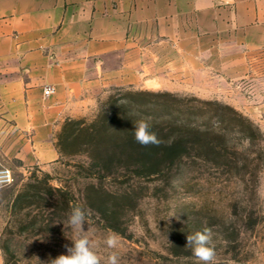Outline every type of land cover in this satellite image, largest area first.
Returning <instances> with one entry per match:
<instances>
[{
    "label": "rangeland",
    "instance_id": "374dc122",
    "mask_svg": "<svg viewBox=\"0 0 264 264\" xmlns=\"http://www.w3.org/2000/svg\"><path fill=\"white\" fill-rule=\"evenodd\" d=\"M224 50L185 55L166 89L112 90L86 117L72 119L84 122L83 131L73 134L68 127L56 135L54 162L26 164L0 144V169L14 175L10 186L0 188V264H51L67 254L64 246L84 235L68 225L75 206L88 215L83 230L97 242L101 264L113 252L118 264H202L186 243L187 235L205 227L213 233V264H264V48L244 55ZM140 92L186 101L134 95L123 112L153 121L156 110L168 105L173 117L192 116L199 124L213 116L214 133L192 135V158L155 175L133 158L109 155L128 119L121 115L105 131L101 110L113 96ZM197 100L230 106L254 130ZM222 116L226 126L218 123ZM166 132L179 133L170 127ZM111 232L120 237L115 249L105 243Z\"/></svg>",
    "mask_w": 264,
    "mask_h": 264
},
{
    "label": "crops",
    "instance_id": "0c3cea01",
    "mask_svg": "<svg viewBox=\"0 0 264 264\" xmlns=\"http://www.w3.org/2000/svg\"><path fill=\"white\" fill-rule=\"evenodd\" d=\"M222 47L264 48V0H0V144L54 162L68 120L116 88L166 89L185 55Z\"/></svg>",
    "mask_w": 264,
    "mask_h": 264
},
{
    "label": "trees",
    "instance_id": "16d2710c",
    "mask_svg": "<svg viewBox=\"0 0 264 264\" xmlns=\"http://www.w3.org/2000/svg\"><path fill=\"white\" fill-rule=\"evenodd\" d=\"M134 95H151L157 98H172L178 102H185L186 100H181L171 93L140 92L129 93L126 98L122 99H118L113 96L110 98L109 102L104 104L100 113V120L102 121V125H105V131H107V128L110 127V125H108V122H112V126L115 125V120L119 119L121 115L125 114L126 118L128 119L126 122H122L121 128H119L121 143L118 146L116 145V147L111 152L108 151V154H120L122 156H127L128 158L135 159V161H138V163L147 170L146 174L148 175L158 174L162 172L163 167H172L178 163L182 164L185 160L192 158L193 150L195 149V142L191 139L192 135L207 136L211 133H214L215 131L212 125L214 118L213 116H206L207 121L199 124L196 121L197 119L193 118L192 116L187 117V119L173 117V115L169 113V106L164 105L161 109L156 110L158 115L155 117V119L153 121H149V123L151 124V130L157 134L161 143L158 146H141L136 142L134 137V125L140 119H138L137 116L133 117L132 115H129L130 112L128 110L123 112V110H125L129 106V104L127 105V103H125V100H128L127 98H130ZM197 101L204 104L205 106L216 107L224 110L228 113V121L229 118H232L249 128L250 130H254L255 128L254 124L249 119H247L244 115L237 112L230 106H224L218 102L212 101ZM131 106L132 105H130V107ZM228 121L227 117L222 116L220 117L218 123L222 126H226L228 124ZM130 123H132V125ZM83 124L84 122L82 120H68L65 123L63 129L65 131V129H67L68 127H72L74 128L73 134H75L76 131L82 130L80 129V126ZM169 127L171 129L178 130L179 133L174 136H170V132H166ZM91 128H87L84 130L88 131L87 133H89ZM108 130L112 131L111 128ZM207 146L208 148L213 147L211 143H208ZM101 173L102 171L99 170V174Z\"/></svg>",
    "mask_w": 264,
    "mask_h": 264
},
{
    "label": "clouds",
    "instance_id": "9594fccd",
    "mask_svg": "<svg viewBox=\"0 0 264 264\" xmlns=\"http://www.w3.org/2000/svg\"><path fill=\"white\" fill-rule=\"evenodd\" d=\"M134 137L141 146L155 145L158 146L161 141L157 134L151 130V124L148 119H141L134 125ZM12 177L7 169L0 170V188L10 185ZM88 224V215L86 211L80 207L72 208L68 216V225L84 235L71 240V246L65 245L67 254H61L51 261V264H101V258L94 249L97 242L91 240L87 231L83 230V225ZM119 234L111 232L105 243L108 248L115 249L119 244ZM213 233L210 228L205 227L201 231L187 235L186 247H190L192 254L202 264H213L215 258V247L212 243ZM106 264H118V257L115 252L107 257Z\"/></svg>",
    "mask_w": 264,
    "mask_h": 264
},
{
    "label": "built area",
    "instance_id": "2783aa9c",
    "mask_svg": "<svg viewBox=\"0 0 264 264\" xmlns=\"http://www.w3.org/2000/svg\"><path fill=\"white\" fill-rule=\"evenodd\" d=\"M43 92H44V96L46 98H48V97H51L52 95L55 94V89L53 87H51V86H47V87L44 88ZM2 169H7L10 172L11 177H12V182H11V184H12L13 181H14V175H13L12 171L10 169H8V168H1L0 170H2ZM10 185H7V186H10ZM7 186H5V187H7Z\"/></svg>",
    "mask_w": 264,
    "mask_h": 264
},
{
    "label": "water",
    "instance_id": "95a60500",
    "mask_svg": "<svg viewBox=\"0 0 264 264\" xmlns=\"http://www.w3.org/2000/svg\"><path fill=\"white\" fill-rule=\"evenodd\" d=\"M224 1H227V0H224Z\"/></svg>",
    "mask_w": 264,
    "mask_h": 264
}]
</instances>
